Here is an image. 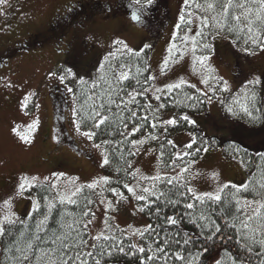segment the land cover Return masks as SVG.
<instances>
[{"label":"rangeland","instance_id":"374dc122","mask_svg":"<svg viewBox=\"0 0 264 264\" xmlns=\"http://www.w3.org/2000/svg\"><path fill=\"white\" fill-rule=\"evenodd\" d=\"M69 0H8L7 5L0 6L3 14H0V45L9 42L24 34L33 32L43 33L48 20ZM174 6V5H173ZM174 15L179 10L174 6ZM195 6L186 7L187 12H192V27L195 31L199 24L197 16L199 13L195 10ZM187 16V14H186ZM179 15H175L165 30L164 36H155L146 30L147 37L143 35H134L129 32V37L118 39L111 36L114 29L109 30L108 37L99 39L98 53L95 58L89 62H83L77 66L66 62L63 51H55L53 45L49 42L41 46H27L22 51L15 50L9 62L3 68L0 67V74L3 70L12 72L10 81H4L0 85V204L4 200L12 197L11 212L15 214L14 218L18 221L28 215L34 208V202L37 199L34 193L25 191L22 195H17V185L19 177L26 175L28 177H38L36 184L55 182L60 186L61 191H65V184L70 179H75V185H86L93 180L101 177H107L103 159L107 156L105 148L102 144L93 140H89L82 133L89 130L80 128L76 130V115H73V109L76 104V94L74 87L81 81L90 82L96 77L109 53H116L124 50L123 45L116 44L115 41H123L132 51H141L147 45L148 62L150 67V76L155 79L150 80L148 96H157L159 92H155L156 88L164 89L166 85L177 83L181 79L185 80L189 85H194L196 89L202 92H208L211 101L205 97L207 101V110L204 112H188L182 113L187 116L188 121L195 126V129L188 130L179 128L170 136L169 140L176 147V153L189 151L185 145L193 139L197 142L196 147H207L208 151H201L198 156L183 159H177L174 165L162 168L159 164V158L155 146L148 142L147 136H138L135 140H143V144L135 145L136 157L133 161L134 172H139L129 181V185L136 188L139 192L141 187H145L148 180L141 177H153L159 175L177 176L181 174L188 186L192 187L197 194L205 192L215 193L217 188L225 183H236L240 185L246 180V173L243 162L236 156L229 157L224 154L222 142H215V139L221 138L230 141L249 143L252 148H264V126L252 125L244 120L238 110L234 109L235 102L228 105L232 106L237 115L223 112L222 103L225 95L231 93V98L241 96V89L249 80L259 77L258 71L264 66V51L255 50L253 54L245 52L243 49H237L231 38L226 34L222 37L211 39L210 49H202L197 47L196 55H207L210 57L206 61L205 66L193 62V53L191 51V43L186 47L181 42V37L185 35V26H181L177 31L176 25L179 21ZM143 29V28H142ZM140 29V30H142ZM194 31L188 33L191 37ZM95 32H100L96 30ZM154 32V31H153ZM52 37H62V31L51 28ZM107 33V34H108ZM118 33V32H117ZM174 33L176 36L174 38ZM106 34V35H107ZM105 35V36H106ZM125 35L123 37H126ZM52 39V38H51ZM198 39V38H197ZM53 40V39H52ZM51 41V40H49ZM205 42V41H204ZM175 43L177 48L183 52L181 57L180 51L177 49L169 53L170 46ZM206 43V42H205ZM241 52L237 55L244 63L243 74L232 77L229 73L230 55L232 51ZM63 53V54H62ZM169 58V64L164 72H161L164 59ZM213 69L211 73L207 68ZM70 70V73H69ZM65 76L63 82L60 76ZM205 76L220 77L227 81L229 91H220V86L216 85L215 79H209V85L203 84L201 81ZM264 76V73L263 75ZM261 84L252 88L248 86L245 91L250 88L256 89L259 95H264L263 77ZM52 83L61 84V89L65 92L68 108L62 113L64 120L62 126L69 135V141L65 138L59 140L55 137L54 132L50 129L55 123L54 115L51 110L50 102L47 97L46 87ZM216 85L215 93L209 91V86ZM72 91L69 92L68 89ZM241 91L240 93H238ZM25 97H27L26 106ZM227 109V108H226ZM171 114L170 111H168ZM61 115V116H62ZM37 121L36 129L30 133L31 143L24 144L21 142L11 128L17 124L21 125V131H25L28 124ZM53 121V122H52ZM197 129V130H196ZM71 139L75 143L71 144ZM75 144L77 147L75 148ZM96 145H100L99 148ZM194 161L189 166V162ZM188 167L187 172L181 173V169ZM62 173L57 178L53 174ZM218 174L213 179L212 174ZM45 177H49V181H45ZM101 189L92 190L96 193L92 210L95 212V218L90 225V233L98 234L101 231L107 233L105 221L111 225V230L119 229L131 236L133 244H138V235L132 233L136 230H145L148 223L142 212H139V204L132 196L127 199H120L114 195H108ZM105 203H100L101 200ZM112 202V207H107V202ZM3 213H0L2 215ZM118 226V228H117ZM112 264H120L118 262Z\"/></svg>","mask_w":264,"mask_h":264},{"label":"trees","instance_id":"16d2710c","mask_svg":"<svg viewBox=\"0 0 264 264\" xmlns=\"http://www.w3.org/2000/svg\"><path fill=\"white\" fill-rule=\"evenodd\" d=\"M198 2L203 3V0H198ZM199 15H210L211 13H205L200 9H196ZM83 12V9L79 11ZM187 18V16H186ZM179 23V21H178ZM183 26V25H182ZM63 33L66 34V30L62 25L55 27ZM207 29L205 32L207 33ZM215 30H213L214 34ZM231 40H236L235 35H229L225 32ZM63 37V36H62ZM199 39V38H198ZM210 37L205 41L209 42ZM237 49L241 50L244 48L242 39L235 44ZM148 48L143 47L141 51L128 52L126 49L114 53L112 56H106L108 59H104V69L99 70L96 77L90 82L84 81V83H78L74 87L76 94V104L75 109L78 115H76L77 124L83 130L94 131L96 135L93 140L103 145L105 148L107 158L109 163L105 165V170L107 177L109 178V184L105 185L104 192L108 195H113L108 188H117L125 197L130 196V193L124 188V184H129V181L133 178L131 173L134 172L133 161L136 157L135 146L132 145L131 141L135 140L138 136H147L150 145L155 146L158 154V160L160 167H170L174 165L177 159H175L176 147L174 144H169V136L179 128H186L188 130L195 129V126L191 124L188 120L182 119V113L188 112H204L207 110V101L202 91H197L195 87L189 84H183L181 88L174 89L171 92H167L165 89L164 93L160 92L158 95L161 96L160 100H156L154 96H148V91L144 95H137L136 102L125 105L121 103V98L124 101L129 99L128 93L133 95L136 92H140L147 88L150 80L145 83V78L150 76V67L148 62ZM133 50V49H132ZM255 51V50H253ZM242 55L241 52H237L233 49L231 54ZM237 56V55H236ZM230 60V59H229ZM125 65L123 69L128 72L129 78L122 83H117L113 79V69L120 70V66ZM101 75H104V80H101ZM263 82H264V76ZM260 77V78H262ZM107 81V83L105 82ZM139 81V83H137ZM95 83V87L93 84ZM253 88V87H252ZM250 88L247 93L251 96L252 92H255V99L248 100L249 107L253 109L254 115L259 117V119L253 121L248 116L244 115L238 110L237 104L235 103L234 109L238 110L240 116L252 125L264 126V95H259L256 89ZM111 93V99L116 101V104H112L111 111H105V115L110 117L104 125L100 128H93V121L89 120L87 117L91 113L92 108L98 105L102 100L107 102L109 96L107 93ZM239 91L238 93H240ZM241 96L235 99L245 102L244 92L240 93ZM231 93L225 95V100L222 103V110L228 114V105L234 102L231 98ZM89 97H92L90 100ZM188 97H193L189 99ZM95 100V105L93 104ZM117 104L120 108H117ZM160 104H164L165 107L159 109L158 112L154 113V110L158 108ZM151 105V107H147ZM255 108H259L260 112H255ZM136 112V116L129 118L131 116L130 111ZM171 112V114L168 113ZM115 113V115H113ZM123 117V121L120 119ZM147 117V120L142 119ZM175 118L177 123L175 125H166L163 121ZM127 124V128L124 125ZM155 124L156 127H152ZM141 126L140 131L132 133L133 127ZM197 130V129H196ZM125 133V135H121ZM152 136H156L157 139H152ZM106 142V143H105ZM215 142H222L224 144L223 151L224 154L229 155V157H237L244 164V170L246 175V180L240 185L248 182L249 191H244L237 193V196L246 197L249 200L259 199L254 192L251 191L252 188L259 189V183L264 182V148H252L249 143L230 141L221 138H216ZM193 144V148L189 151H194L197 147ZM239 149V151H235ZM135 153V154H130ZM163 153V155H161ZM195 154L189 158H194L198 156ZM129 164L131 167H129ZM164 180L152 181L151 179L145 184V187L152 188L155 184L156 195L149 196L148 201H137L139 207H144L145 211L142 212L144 217L147 219L148 225H151V230H143L144 236L138 235V246H143L146 250L151 247L152 251H155L157 243L165 247L166 251L169 253L166 261L164 259L148 261L146 264H183L182 261L175 260L172 256V252H181L186 258L189 257V252L203 253L200 255L198 264H215L217 260L221 261V264H232V257L237 256L239 253L237 264H248L250 260H257L256 257H251L248 253L244 252L240 245L235 243V233L231 228L225 227V220L231 222V215L235 214L234 200L231 193L236 192V189L232 188L231 185H239L236 183H230L229 188L224 189L221 193L223 200L222 202L212 203L208 201L205 205H200L196 203L194 209H187L184 205L186 203L192 202L190 197L186 198L179 195V192L186 191L185 188L180 187L186 181L183 179L175 180L173 184L169 185L166 183V179L169 177H175L172 175H160ZM27 192L34 193L37 202L39 204V210L31 209L26 217L18 220L15 225H6L10 228L11 234H7L4 237H0V264H11V261L7 259L10 255L3 251L10 243L19 237V233L23 231L25 233V238L30 237L36 230L37 221L43 219V216L48 212L47 205L56 196V191L50 188L48 183H39L35 187L27 190ZM160 192L165 195L157 199L156 197ZM147 196L148 194L145 193ZM84 197H89L93 201L96 197L94 191L87 188L84 189L77 199V204H67L60 205L57 203L56 208H54L50 214V218L47 223L49 230L58 229L59 225L57 221L60 219L61 214H65L66 220H71L72 217H68L66 213H73L75 217H79L86 200ZM178 201V203L173 206L168 201ZM93 204L88 205L92 209ZM157 209H160L159 214H157ZM204 211L206 215H209L212 220H215L221 226V233H218L211 240H207L206 236L209 234L207 230H202L197 227L196 224L192 222V217H198L201 211ZM185 213H191L192 217L186 215ZM231 213V215H230ZM174 216L178 219V223L175 225L167 223L166 217ZM23 221V223H21ZM204 223V222H201ZM238 223V222H237ZM147 225V226H148ZM147 228V227H146ZM203 232V235H202ZM106 234L115 235L118 240H123V247L125 249L124 253L118 252L114 247L112 250V255L108 256L107 253L103 257H98L101 259V264H140V261L145 258L146 255H151V252L139 253L137 249L131 248L133 241L131 236L121 232L119 229H113L108 231ZM192 237L188 245H183V240L187 237ZM223 237V239H222ZM228 237H233L229 240ZM181 241V244H176L175 241ZM23 243V241H21ZM101 244L107 249L109 246L115 244V241H101ZM207 248V252H203V249ZM135 253V254H133ZM231 253V255H229ZM160 255V254H157Z\"/></svg>","mask_w":264,"mask_h":264},{"label":"snow or ice","instance_id":"6c2138e0","mask_svg":"<svg viewBox=\"0 0 264 264\" xmlns=\"http://www.w3.org/2000/svg\"><path fill=\"white\" fill-rule=\"evenodd\" d=\"M137 3L140 0H136ZM147 4H151L152 0H146ZM8 0H0V6L7 5ZM184 4L186 7L195 6L196 9H200L205 13H211L210 15H199L197 19L199 20V24L196 26L195 31L192 27L193 21L191 17L193 16L192 12L187 13V18L185 13L182 11L179 17V23L176 25L177 31L180 30L181 26H185V35L181 37V42L187 47L189 42L191 43V51L193 53V62L199 63L202 67L206 65V61L210 59L207 55H196L197 47L202 49H210V44L205 43L209 37L211 39H216L217 37H222V34L227 32L229 35H235L237 37L236 40L231 41L233 44H237L241 39L244 44L243 50L249 54H253V50H261L264 51V0H203V3L198 2V0H184ZM0 14H3V9L0 7ZM133 20H139L140 16L135 12L132 14ZM207 29V33L205 32ZM213 30H215L213 34ZM194 31V35L191 37L188 33ZM176 33H174V38ZM199 38V39H197ZM116 44L123 45L124 49L128 52H132V49H129L123 41H115ZM147 47V45L145 46ZM180 49L177 48V45L173 43L169 48V53L172 54V50ZM114 55V53H109V56ZM181 57L183 56V52L180 51ZM107 60L108 58L105 57ZM169 64V58L166 57L163 62V66L161 67V72L163 73L165 68H167ZM125 65L120 66V70L113 69V79L116 82L122 83L123 81L129 78L128 72L124 71ZM100 69H104V64L100 65ZM207 71L211 73L213 69L210 67L207 68ZM70 73V70H69ZM60 80L63 82L65 76H60ZM101 80H104V75H101ZM155 77L149 76L145 78V83L149 80H153ZM209 79H215L216 85L220 86V91H229V86L227 81L222 80L220 77H210L205 76L202 79V83L205 85H209ZM107 83V81H105ZM84 83V81H81ZM139 83V81H137ZM187 83L185 80L181 79L177 83L168 84L165 86L167 92H171L174 89H179L183 84ZM261 84L260 77H255L253 80L247 81L244 85V88L241 89L244 92L245 102H241L239 99L234 98V102L239 106L240 112L244 115L248 116L251 120L255 121L259 119V117L254 115L253 109L249 107L248 100L255 99V92H252L251 96H248V93L245 89L251 85L253 88L256 85ZM216 85L209 86V91L215 93ZM95 83L93 87H95ZM192 87H195L194 85ZM165 89L156 88L155 92L164 93ZM69 92L72 91L71 88L68 89ZM148 91L147 88L143 89L140 92H136L135 95L132 93H128L129 99L124 101L121 98V103L127 106V104L135 103L137 95H144ZM197 91H200L199 89ZM109 99L107 102L103 100L92 108L91 113L88 115V119L92 120L93 128H100L101 125H104L107 121H109L110 117L105 115V111H111V105L116 104V101L111 99V93H107ZM203 95L208 98L209 102L211 101V96L208 95V92H203ZM192 99L193 97H188ZM27 97H25L24 106L27 103ZM91 100L92 97H89ZM156 100H160L161 96H155ZM93 104L95 105V100H93ZM117 108H120V105H116ZM147 107H151V105H147ZM165 107L164 104H160L158 108L154 110L158 112L159 109ZM130 111L131 116L130 119L136 116V112ZM227 111L232 115H237V112L234 111L232 106L227 108ZM255 112H260L259 108H255ZM73 115H78L77 110L73 109ZM115 115V113H113ZM123 121V117H120ZM142 119L147 120V117H143ZM184 120H188L189 118L185 115L182 117ZM194 123V121H190ZM166 125H175L177 123V119L171 118L166 121H163ZM37 127V121H33L28 124L25 131H21V125L17 124L11 128V132L15 134V136L24 144H30L31 138L30 133L33 132ZM127 128V124L124 125ZM141 126L133 127L131 130L132 133L140 131ZM152 127H156L155 124ZM76 130L80 131V125H76ZM85 137L91 140L96 133L94 131H85L82 133ZM121 135H125V133H121ZM152 139H157L156 136H152ZM106 143V142H105ZM132 145L135 146L137 144H143V140H133L131 141ZM169 144H173L171 140L168 141ZM196 141L193 139L190 143L185 145L186 149H192L193 144ZM97 148L100 145H96ZM201 151L207 152V147H197L194 151H185L181 153H175V159H183V157L188 156L191 157L195 154L200 153ZM235 151H239V149H235ZM135 154V153H130ZM163 155V153H161ZM109 163L107 156L103 159V165ZM194 163V161L189 162V166ZM129 167L131 165L129 164ZM188 167H184L181 169V173L187 172ZM139 172L137 169L136 172L131 173V175L135 178L136 174ZM54 176L59 178L63 174L54 173ZM218 174L213 173L212 177L215 179ZM144 180L151 179L152 181H161L164 180L159 174L153 177H141ZM45 181H49V177L44 178ZM183 179L181 174H177L175 177H169L166 179V183L171 185L175 180ZM38 177L32 176L28 177L26 175H21L19 177V183L17 185V195H22L25 191L31 189L36 186V181ZM109 184L108 177H101L97 180H93L91 183L86 185H75V179H70L65 184V191L60 190V186L55 182H50V188L56 191V196L50 201L47 205L48 212L43 216V219L37 221L36 230L31 234L30 237L25 238V233L21 231L19 233V237L10 243L6 248L3 249L4 252L9 253L7 259L11 261V264H101V259L98 257H103L106 253L108 256L112 255V248L114 247L118 252L124 253L125 249L123 247V240H118L115 235L106 234L104 231L99 232L98 234L92 235L90 233V225L93 223L95 218V212L88 207L94 203V201L89 197H84L86 203L79 214V217H75L73 213H66L68 217H72L71 220L65 219V214H61L60 219L57 221L59 228L49 230L47 227L48 220L50 218V214L54 208H56L57 203L60 205L77 204V199L81 193H83L84 189L87 188L89 190L101 189L100 193L102 194L103 186ZM124 188L127 189L129 193L137 201H148L149 196L156 195L153 189L155 188V184H153L152 188L141 187L139 192L133 186L125 183ZM229 184L225 183L219 186L215 193L205 192L202 194H197V192L190 186H188L187 182L181 184L180 187L185 188L186 191L179 192L180 196L190 197L192 202L186 203L184 206L187 209H194L196 207V203L198 202L200 205H205L208 201L212 203L222 202L223 197L221 193L224 192V189L229 188ZM232 188L236 189V192L231 193V196L234 200L235 214L231 215V222L225 220V227L231 228L235 233V243L240 245L241 249L248 253L251 257L258 258L253 261L250 260L248 264H264V182L259 183V189L252 188L251 191L255 193L259 199L249 200L246 197H238L237 193L249 191V183L245 182L241 185H231ZM114 196L119 197L120 199H127L117 188H108ZM145 193L148 195L146 196ZM163 192H160L156 197L160 199V197L164 196ZM12 197L4 200L2 204H0V237H4L7 234H11L10 228H7L6 225H15L17 220L14 218L15 214L11 212V202ZM173 206H175L178 201L169 200ZM100 203H105L102 199ZM107 207H112V202H107ZM34 210H39L38 202H34ZM139 212H144L145 208L142 206L138 209ZM160 209H157V214H159ZM186 215L192 217L191 213H185ZM167 223L175 225L179 221L174 216L166 217ZM192 222L196 224L197 227L202 230H207L209 233L206 236L207 240H211L218 233H221L222 229L220 224H218L215 220H212L209 215H206L202 210L198 217H192ZM204 222V223H201ZM238 222V223H237ZM23 223V221H21ZM106 228L111 230V225L107 224L105 221ZM118 228V226H117ZM152 226L148 225L145 231L151 230ZM123 232L124 230H120ZM133 235H139L141 237L144 236V231L136 230L132 233ZM203 235V232H202ZM192 237H187L183 240V245H188L191 241ZM223 239V237H222ZM229 240L233 239V237H228ZM115 241V244L109 246L107 249L101 241ZM23 241V243H21ZM176 244H181V241L176 240ZM131 248L137 249L139 253L151 252V255H146L144 259L140 261V264H146L148 261L161 260L168 257L169 253L166 251L165 247L161 244L157 243V247L155 251H152L151 247L147 250L143 246L131 245ZM208 249H203V252H207ZM135 254V253H133ZM160 254V255H157ZM203 253L193 254L189 252V257L186 258L181 252H172L171 256L175 260L182 261L183 264H198L200 255ZM231 255V253H229ZM239 253L237 256L232 257V264H237ZM215 264H221L220 260H217Z\"/></svg>","mask_w":264,"mask_h":264},{"label":"flooded vegetation","instance_id":"af4514ba","mask_svg":"<svg viewBox=\"0 0 264 264\" xmlns=\"http://www.w3.org/2000/svg\"><path fill=\"white\" fill-rule=\"evenodd\" d=\"M173 5L179 10L177 15L180 16L182 11L185 15L188 13L184 0H152L150 5L146 0H140L139 3L136 0H69L51 16L43 33L24 34L22 37L0 45V67L7 65L8 59L15 50L22 51V48L26 49L29 45L41 46L49 42L55 51L64 52L66 62L76 66L89 62L97 55L101 38L108 37L111 29H114L111 36L117 34L115 37L118 39L129 37L130 31L134 32V35H141L139 39L143 35L147 37L146 30L155 36H164L165 30L176 15H174ZM82 9L83 12L80 13ZM133 12L140 16L139 20L132 19ZM59 25L65 28L66 34L63 37H52L51 28L59 27ZM96 30L100 32L97 33ZM124 33L126 37H123ZM99 39L101 40L98 41ZM229 59L233 67V69L230 68V75L232 77L242 75L243 61L234 53ZM263 73L264 66L258 71L259 77H262ZM11 74L10 68L8 71L3 70L0 74V85L4 81H10ZM59 85L62 87L61 84L52 83L46 87V91L51 110L54 106L58 111L57 114L61 115L64 111L66 112L68 105L65 92ZM58 128L59 126L54 123L50 126L56 140L57 138L62 140Z\"/></svg>","mask_w":264,"mask_h":264},{"label":"water","instance_id":"95a60500","mask_svg":"<svg viewBox=\"0 0 264 264\" xmlns=\"http://www.w3.org/2000/svg\"><path fill=\"white\" fill-rule=\"evenodd\" d=\"M57 112L58 111L54 107V112H53L54 113V119L56 120L57 124H60V127L58 128V130H59V133L61 135V138H65V140H69L70 139L69 135L67 134V131L64 128V126H62L64 117L62 114H61L62 116L60 114L58 115ZM71 142L74 143V141L72 139H71Z\"/></svg>","mask_w":264,"mask_h":264}]
</instances>
